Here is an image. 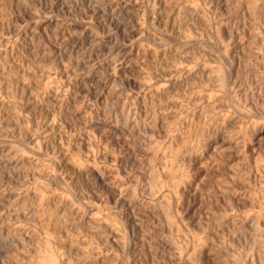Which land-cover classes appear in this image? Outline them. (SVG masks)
I'll return each mask as SVG.
<instances>
[{"label":"rangeland","instance_id":"1","mask_svg":"<svg viewBox=\"0 0 264 264\" xmlns=\"http://www.w3.org/2000/svg\"><path fill=\"white\" fill-rule=\"evenodd\" d=\"M0 264H264V0H0Z\"/></svg>","mask_w":264,"mask_h":264}]
</instances>
